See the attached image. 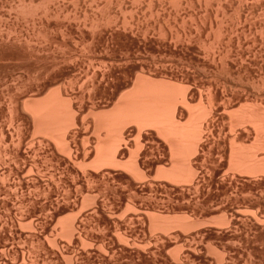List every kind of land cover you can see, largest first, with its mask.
Listing matches in <instances>:
<instances>
[{"label":"rangeland","instance_id":"obj_1","mask_svg":"<svg viewBox=\"0 0 264 264\" xmlns=\"http://www.w3.org/2000/svg\"><path fill=\"white\" fill-rule=\"evenodd\" d=\"M261 161L264 0H0V264H264Z\"/></svg>","mask_w":264,"mask_h":264},{"label":"crops","instance_id":"obj_2","mask_svg":"<svg viewBox=\"0 0 264 264\" xmlns=\"http://www.w3.org/2000/svg\"><path fill=\"white\" fill-rule=\"evenodd\" d=\"M99 144H95V148L92 149V145H89L86 147V150L88 152V154L90 155V160L96 159L97 157V147ZM107 147H109V149H111V151H113V144H107ZM164 152L165 154L168 156V158L171 160L172 158V149H171V142H165L164 143ZM75 241L76 243L78 242L81 246L82 242L80 241V238L77 236H75ZM104 241V239H101L99 236H97V238H95L94 242L92 243V245L90 246V248H82L80 247V252L82 254H92L95 256H107L108 252L110 251V249L107 248H102V242Z\"/></svg>","mask_w":264,"mask_h":264},{"label":"bare ground","instance_id":"obj_3","mask_svg":"<svg viewBox=\"0 0 264 264\" xmlns=\"http://www.w3.org/2000/svg\"><path fill=\"white\" fill-rule=\"evenodd\" d=\"M216 44H217V43H216ZM225 45H226V44H225ZM211 46H212V45H211ZM213 48H214V46H213ZM214 50H215V49H214ZM219 51H220V49H219ZM217 52H218V51H217ZM256 52H257V50H256ZM223 58H224V57H223ZM208 59H209V58H208ZM213 60H214V59H213ZM240 62H241V61H240ZM252 80H253V79H252ZM163 87H164V86H163ZM143 89H144V88H143ZM146 89H147V87H146ZM145 91H147V90H145ZM148 91H149V90H148ZM142 92H143V91H142ZM152 92H153V91H152ZM143 93H144V92H143ZM155 93H156V91H155ZM144 94H145V93H144ZM181 94H183V93H181ZM146 95H147V94H146ZM151 95H152V94H151ZM151 95H150V93H149V96H150V97H151ZM160 95H162V94H160V92H159V96H160ZM185 95H186V94H185ZM185 95H184V96H185ZM163 96H164V95H163ZM163 96H162V97H163ZM153 97H154V96H153ZM153 97H152V100H154V102H155V99L158 98V96H157V97L155 96V99H153ZM162 97L159 98V99H161V101L163 102L162 99H164L165 96H164L163 98H162ZM182 97H183V96H182ZM185 97H186V96H185ZM178 98H179V97H178ZM186 98H187V97H186ZM165 99H166V97H165ZM167 99H168V98H167ZM181 99H182V98H181ZM183 99H184V97H183ZM183 99H182V100H183ZM137 100H139V99H137ZM149 100H150V99H149ZM149 100H148V102H149ZM174 100H176V99H174ZM182 100H181V101H182ZM184 100H186V99H184ZM231 100H232V99H231ZM144 101H145V100H144ZM156 101H157V100H156ZM171 101H172V100H171ZM137 102H138V101H137ZM141 102H143V101L141 100ZM146 102H147V101H145V103H146ZM159 102H160V100H159ZM164 102H165V100H164ZM164 102H163V104H165L164 106H166L167 103H166V102L164 103ZM178 102H179V101H178ZM236 102H237V101H236ZM138 103H139V102H138ZM138 103H136V104H138ZM160 103H161V102H160ZM172 103H174V102H172ZM181 103H182V102H181ZM188 103H189V102H188ZM136 104H135V105H136ZM148 104H151V103H148ZM152 104H153V103H152ZM175 104H176V102H175ZM184 104H186V103H184ZM139 105H140V104H139ZM158 105H159V104H158ZM173 105H174V104H173ZM137 106H138V105H137ZM146 106H147V105H146ZM149 106H150V105H149ZM155 106H156V105H155ZM160 106H161V105H160ZM171 106H172V105H171ZM174 106H175V105H174ZM183 106H184V105H183ZM187 106H188V105H186V107H187ZM225 106H226V105H225ZM150 107H151V106H150ZM161 107L163 108V105H162ZM169 107H170V106H169ZM186 107H185V108H186ZM145 108H146V107H145ZM147 108H148V107H147ZM154 108H155V107H154ZM154 108H153V109H154ZM189 108H190V107H189ZM140 109H141V108H140ZM153 109H152V110H153ZM160 109H161V108H160ZM187 109H188V108H187ZM249 110H250V109H249ZM167 111H168V110H167ZM171 111H172V110H171ZM175 111H176V110H175ZM246 112H247V111H246ZM252 112H253V111H252ZM256 112H258V111H256ZM37 114H38V113H37ZM243 114H246V113H243ZM247 115H250V114H247ZM251 115H252V114H251ZM254 115H255V114H254ZM261 115H262V113H261ZM40 116H41V115H40ZM45 116H46V115H45ZM173 116H174V115H173ZM245 116H246V115H245ZM49 117H50V116H49ZM251 117H252V116H251ZM42 118H43V117H42ZM71 118H72V117H71ZM202 118H204V117H202ZM245 118H246V117H245ZM255 118H256V117H255ZM260 118H261V117H260ZM72 119H73V118H72ZM159 119H162V120H161V121H158ZM159 119L157 120V121L159 122V124L163 123L164 120H165V122L167 121V120L164 119V118H159ZM248 119H249V118H248ZM256 119H257V118H256ZM174 120H175V119H174ZM250 120H251V119H250ZM259 120H260V119H259ZM204 121H205V120H204ZM253 121H254V120H253ZM256 121H257V120H256ZM165 122H164V123H165ZM164 123H163V125H164ZM169 123H170V122H169ZM201 123H202V122H201ZM204 123H205V122H204ZM204 123H203V124H204ZM261 123H262V122H261ZM237 124H238V123H237ZM240 124H241V123H240ZM240 124H239V125H240ZM165 125H166V123H165ZM260 125H261V124H260ZM161 126H162V124H161ZM202 127H203V126H202ZM260 128H261V127H260ZM66 129H68V128H66ZM200 129H201V128H200ZM261 130H262V129H261ZM63 131H64V130H63ZM200 132H201V131H200ZM64 133L66 134V131H65ZM67 133H68V132H67ZM58 135H59V134H58ZM63 135H64V134H63ZM120 135H121V134H120ZM120 137H121V136H120ZM198 137H199V136H198ZM121 138H122V137H121ZM195 139H196V138H195ZM63 140H64V138H63ZM195 144H196V142H195ZM195 144H194V145H195ZM67 147H68V146H67ZM192 147H193V146H192ZM68 149H69V148H68ZM177 149H178V148H177ZM194 149H195V148H194ZM70 150H71V149H70ZM237 150H239V148H238ZM241 150H242V149H241ZM244 151H245V150H244ZM244 151H243V152H244ZM70 152H71V151H70ZM188 152H189V151H188ZM246 152H247V151H246ZM254 153H255V152H254ZM240 154H241V153H240ZM248 154H249V153H248ZM245 155H246V154H245ZM253 156H254V155H253ZM244 157H245V156H244ZM246 157H247V156H246ZM186 158H187V157H186ZM186 158H185V160H186ZM178 159H180V158H178ZM250 159H251V158H250ZM112 160H114V158H113ZM112 160H111V161H112ZM182 160H183V159H182ZM187 160H188V159H187ZM247 160H248V159H247ZM103 161H104V160H103ZM255 161H256V160H255ZM183 162H186V161L183 160ZM259 162H260V161H259ZM261 162H262V161H261ZM99 163H101V162H99ZM188 163H189V162H188ZM256 163H258V162H256ZM136 164H137V162H136ZM177 164H179V163H177ZM184 164H185V163H184ZM184 164H183V165H184ZM262 164H263V162H262ZM246 165H247V164H246ZM258 165H259V164H258ZM258 165H257V166H258ZM263 165H264V164H263ZM249 166H250V165H249ZM251 166H252V165H251ZM260 166H261V165H260ZM247 167H248V166H247ZM177 168H178V166H177ZM187 168H189V166H188ZM190 168H192V167H190ZM243 168H244V167H243ZM254 168H255V167H254ZM248 169H249V168H248ZM186 170L189 171L188 169H186ZM190 170H191V169H190ZM252 171H253V170H252ZM256 171H257V170H256ZM173 172H174V171H173ZM176 172H177V171H176ZM191 172H193V171L191 170ZM191 172H190V173H191ZM177 173H178V172H177ZM184 173H185V172H184ZM193 173H194V172H193ZM263 173H264V172H263ZM181 174H182V173H181ZM187 175H188V174H187ZM174 176H175V174H174ZM180 176H181V175H180ZM187 177H188V176H187ZM192 177H193V176H192ZM190 178H191V174H190L189 179H190ZM176 179H177V178H176ZM195 179H196V178H195ZM190 180H191V179H190ZM182 181H183V180H182ZM186 181H187V180H186ZM188 181H189V180H188ZM188 181H187V182H188ZM187 182H186V183H187ZM189 182H190V181H189ZM189 182H188V183H189ZM197 186H198V185H197ZM258 211H259V210H258ZM254 214H255V213H254ZM253 216H254V215H253ZM255 216H256V215H255ZM257 217H258V216H257ZM257 217H256V218H257ZM254 218H255V217H254ZM256 221H257V220H256ZM246 222H247V221H246ZM257 222H258V221H257ZM262 223H263V221H262ZM234 227H235V226H234ZM236 227H237V226H236ZM247 227H248V226H247ZM262 227H263V226H262ZM245 229H246V228H245ZM242 230H243V229H242ZM240 232H241V231H240ZM228 252H230V251H228ZM230 254H231V253H230ZM223 256H224V255H223ZM223 256H222V257H223ZM222 259H223V258H222ZM225 260H226V259H225ZM253 260H254V259H253ZM256 261H257V260H256ZM250 262H251V261H250ZM228 264H229V263H228ZM234 264H235V263H234ZM252 264H253V263H252Z\"/></svg>","mask_w":264,"mask_h":264}]
</instances>
